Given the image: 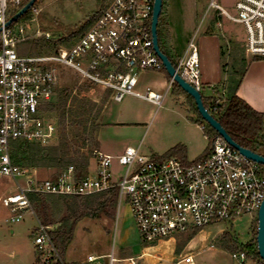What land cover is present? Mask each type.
Listing matches in <instances>:
<instances>
[{"label": "built area", "instance_id": "2783aa9c", "mask_svg": "<svg viewBox=\"0 0 264 264\" xmlns=\"http://www.w3.org/2000/svg\"><path fill=\"white\" fill-rule=\"evenodd\" d=\"M29 1L0 0V183H13L16 191L1 202L13 215L12 223H19L23 212L32 213L30 195L82 198L111 191L116 194L118 205L122 201L128 204L144 247L229 224L242 216L257 217L264 199V167L241 156L221 138L213 142L207 155L193 162L146 156L140 146L127 147L118 156L93 151L95 170L83 177L68 166L52 180H35L26 168L15 165L11 159L13 142L48 147L57 136V123L48 118L46 107L56 94L58 66L73 70L86 84L108 92L115 103L131 96L160 108L165 97L148 89L143 93L136 90L140 73L163 70L151 36L154 0H109L71 47L58 46L38 56H22L18 54L19 45L31 39L62 38L52 39L49 33L39 32L20 38L23 31H13L15 22L7 26L9 19ZM32 8L28 11L36 13ZM207 9L243 28L248 58L264 59V0H237L233 15L215 0L209 2ZM194 39L193 36L188 41L174 69L200 92V64ZM21 180L24 187L18 185ZM49 232V227L40 223L33 230V245L40 263L67 264L61 260ZM232 257L245 258L243 253ZM184 262L191 264V257ZM117 263L138 264V260L117 259L111 249L108 255L89 256L81 264Z\"/></svg>", "mask_w": 264, "mask_h": 264}, {"label": "rangeland", "instance_id": "374dc122", "mask_svg": "<svg viewBox=\"0 0 264 264\" xmlns=\"http://www.w3.org/2000/svg\"><path fill=\"white\" fill-rule=\"evenodd\" d=\"M108 1L38 0L34 4L36 13L33 14L29 11L27 15L21 17L12 25V29L16 34L19 29H22L23 33L19 36L20 38H30L39 32L40 34L49 33L52 39H56L79 28L91 15L104 8L108 4ZM210 1L163 0V9L157 27L161 36L162 34L168 36L167 32L171 35L173 39L171 50L174 53H179L180 48L185 46L187 33L197 30L194 44L201 63L200 70L205 69V71L213 73V66L210 65V62H215L216 59V63L218 62V65H220V50L224 48L225 42L219 36L222 30L220 28H216L207 36L202 34L207 22L204 19V13ZM236 1L215 0L218 5L232 15L234 14L233 8ZM219 21L223 28L228 27L232 29L237 36L240 34L244 35V30L240 25L232 24L224 18L219 19ZM41 38L43 37L41 36ZM33 42L34 40L31 39L28 43L19 45L18 54L22 56H38L43 54L38 51L39 49L37 50L39 53L35 52ZM205 42L207 45L203 46ZM218 45H220L219 48L216 47ZM162 48H165L164 44H162ZM215 49H218V54L217 58L214 57L213 59L212 52ZM230 67L228 65L227 70L231 69ZM241 68L242 66L237 68V71H241ZM58 71L59 80L53 102H56L60 91L67 90L71 95L66 105L67 108L73 106V98L87 99L96 104L101 103L104 97L103 91L86 84L69 68L58 66ZM218 80L216 89L221 93L223 88L222 79ZM205 88L201 86L200 94L203 96L206 95L207 89ZM216 95L217 93H213V97ZM179 102L178 104L174 103L171 97H168L162 108L148 118L146 126H117L114 125V122L119 112L121 113L125 110L145 111L150 109V106L135 98L127 97L120 103H115L108 99L100 116L94 122L95 125H100L98 141L106 149L110 147L120 148L121 146L136 147L138 143H141L142 154L146 156H150L153 153L161 154V152L169 148L168 138L173 132L181 131L183 133L180 130L183 125L180 118H197L195 114L189 111L188 106L185 104L184 96L180 98ZM103 112L104 118L101 116ZM56 116L57 114L52 112L48 115V118L55 122ZM101 123H104V125L101 126ZM178 125H180L179 128L177 127ZM203 125L205 128L208 126L204 121ZM80 129H78L79 133H81ZM65 131L69 140H71L73 136L69 134V130ZM186 131L193 141L191 146L193 150H201L202 147L208 146V141L204 138L205 136L200 126L199 128L191 126ZM61 135L59 128H57V136L48 147H58ZM75 139L76 144H74L72 151L74 152L79 149L80 155L85 157L90 156L94 148L83 144L82 136H77ZM195 158L187 156L189 162L196 160ZM94 166V163H92L91 172H94ZM25 168L28 174L33 176V179L42 181L52 180L58 173L63 171L61 170L63 168L56 166L50 168ZM78 175L82 176V173L79 171ZM115 176L118 178V173ZM18 185L24 187L25 183L21 180ZM15 193V185L13 183L7 181L0 183V264H41L39 255L36 254L33 245V230L38 226V223H41L44 216L52 223L49 227L50 231L54 230L58 222L64 217H71V220H73V198L44 195V203L39 201L31 204L32 213L25 211L22 213V219L19 223H12L10 219L13 215L9 212L8 208L2 205L1 201ZM43 208L45 209L44 213ZM78 213H80V210ZM255 226H257L256 215L242 216L229 224L211 226L206 232L209 235H215L219 231H225L230 233L239 245L252 244L253 242L256 244ZM182 237L185 236L182 235ZM143 247L140 244L128 204L122 201L118 205L116 197L113 207L108 208L106 213H102L98 219L83 218L77 223L72 241L66 250L64 262L68 264L73 260H85L88 256H106L110 253L111 249L114 250V256L117 259H123V257L128 256L137 259ZM102 261L107 263L106 259ZM220 261L232 263L233 259L231 260L226 256L213 258L210 257V254L205 253L195 259L197 264H213V262L221 264Z\"/></svg>", "mask_w": 264, "mask_h": 264}, {"label": "trees", "instance_id": "16d2710c", "mask_svg": "<svg viewBox=\"0 0 264 264\" xmlns=\"http://www.w3.org/2000/svg\"><path fill=\"white\" fill-rule=\"evenodd\" d=\"M103 9L91 15L79 28L62 36L58 41H46L41 37L33 39V49H35L36 53H46L54 51L58 46H63L64 48L71 47L90 28ZM157 37L161 52L168 57L173 67H175L172 57L165 48H162V44H166L167 36L166 34H162L161 36L158 32V27ZM230 68L227 71L226 93L219 96L218 99H205L201 96L203 105L207 112L220 124L237 145L264 157V116L251 109L236 96V91L245 75L246 66L245 64L242 65L241 71H234V68ZM162 71L165 72L164 69ZM168 79L169 81L171 80L169 77ZM171 88L174 96H184L185 104L188 106L189 111L197 116V118L189 117L188 120L202 128L203 134L208 141L207 149L202 155L203 157L209 153L213 142L219 137L210 126L204 127L203 120L194 106L193 99L185 94L175 83L171 84ZM70 96L67 90H62L59 92L56 102H52L46 107V111L49 114L52 112L57 114L55 120L62 134L60 145L58 147H40L35 144H26L19 141L13 142L11 159L15 165L30 169L56 166L63 168L61 170H64L68 166H73L75 170L80 171L82 174L87 170L93 152L88 157L80 155L79 149L73 152L74 144H76L75 138L82 136L83 144L93 147V151L97 150V133L100 125H95L94 122L98 119L108 101L109 93H104L100 104L93 103L87 99L73 98V106L67 108L66 105ZM78 129L81 130V133H79ZM65 130H69V134L73 136L71 140H69ZM185 154V147L177 145L162 155L161 158L177 157L184 160ZM115 198L116 194L114 191L89 197L73 198V220H71V217H64L58 222L57 227L49 232L62 261L65 259V253L72 241L77 223L83 218L98 219L102 213H106L108 208L113 207ZM29 201L31 204L39 201L44 203L42 195H30ZM79 210L80 213H78ZM44 212L45 209L43 208ZM40 224L44 227L52 225L46 216H44ZM254 233L256 236L257 226H255ZM217 246L230 254L243 253L245 259H255L262 262L257 254L255 242L239 245L236 239L228 232L222 234Z\"/></svg>", "mask_w": 264, "mask_h": 264}, {"label": "crops", "instance_id": "0c3cea01", "mask_svg": "<svg viewBox=\"0 0 264 264\" xmlns=\"http://www.w3.org/2000/svg\"><path fill=\"white\" fill-rule=\"evenodd\" d=\"M204 19H206L207 22L203 28L202 34L204 36H207L211 34L216 28H220L222 30L219 33V36L221 37V40H224L225 45L224 48L220 50L221 51V61L219 62L220 65H218V62L216 63V59L215 62H210V65L213 66V70H212L213 73L209 71H205V69L200 70L201 86L202 88L206 87L205 89H207L206 95L204 96L201 94L200 95L205 99H212V98L218 99L219 96L224 95L226 93V86H227L226 84H227L228 65L234 68V71H237V68L245 64L246 72L236 91V96L239 99H241L243 102H245L251 109L264 116V59L251 60L250 58H248L244 51L245 33L244 35L240 34L239 36H237L232 29L228 27L223 28L222 24H220L219 21V19H223V18L219 17L217 13H215L213 10H208L206 8L204 13ZM196 31H189L187 33L185 37L186 40L185 46H182L180 48L179 53H174L171 50V43L173 39L171 38L169 32H167L168 36L166 39L165 49L174 60V63H176L178 58L184 53L187 46L186 43H188V41L193 36L194 37L196 36ZM220 44L222 45V43ZM206 45L207 43L205 42L203 46ZM216 47L219 48L220 45ZM217 54H218V49H215L212 52L213 59L214 57L217 58ZM199 64L201 68L200 59H199ZM218 79L220 80L222 79L223 88L221 93L216 89L217 82H219ZM147 89L154 93L165 95L161 107L156 108L151 103L141 100L142 102L148 104V106H150V109H147L145 111L125 110L121 113L119 112L116 115V120L114 122L115 124L113 123L114 125L146 126V121L148 120V118H150L153 115V113H155L156 111L162 108L165 100L168 97H171L174 103L176 102L177 104L180 103L179 100L180 98H182V96L180 97L174 96V93L171 91L172 88L168 76L166 72H163L162 70L142 72L137 76L136 90L140 93H143ZM213 93H217V95L213 97ZM128 97L135 98L131 96ZM101 116L102 118H104V112ZM180 119L182 120V124H183L180 130H182L183 133L181 131L173 132L168 138L169 148L166 151L161 152V154H157V153L154 154L151 151L153 154H150V156L159 157L164 155L167 151L174 148L175 146L183 145L186 149V154L183 161L189 162L187 160L188 155L191 157H196L195 158L196 160L202 157L205 150L207 149V146L205 148L202 147L201 150H193L191 148L193 141L191 140V138L189 137L186 131L191 126H194V128L196 127L199 128V126L191 123L187 117L185 118L182 117ZM103 125L104 123H101V126ZM177 127L179 128L180 125H178ZM97 142H98V148L96 151H99L103 154H107L110 156H118L123 152L125 148L133 147V146H125V147L121 146L120 148L110 147L106 149L104 146H102L101 143H99L98 133H97ZM137 146L141 147V143H138ZM91 160L92 159H90V161ZM90 161L87 170L82 174L81 177L87 174H93V172H91V167L94 161L91 162ZM208 228L198 233L177 235L175 236L174 239L161 241L159 243L154 244V246L152 247H143L140 252L137 251L139 252V256L137 257L138 264H186L184 262V259L186 257H191L192 259L191 264H197V262H195V259L203 255L204 253L210 254V257L213 258H217V257L220 258L226 256L231 260L233 259L232 263H226L225 261L224 262L220 261L221 264H263L262 262H259L255 259H245V258L234 259L232 257V254L228 253L227 251L217 246L218 241L220 240L222 234L225 233V231H219L215 235H209L206 232ZM182 235L185 237H182ZM98 257H104V256H98ZM129 258L132 257L131 256L123 257V259L120 260H126ZM86 259L73 260L68 264H81L84 263ZM214 262L213 264H215Z\"/></svg>", "mask_w": 264, "mask_h": 264}, {"label": "water", "instance_id": "95a60500", "mask_svg": "<svg viewBox=\"0 0 264 264\" xmlns=\"http://www.w3.org/2000/svg\"><path fill=\"white\" fill-rule=\"evenodd\" d=\"M37 1L38 0H30L16 15L9 19V21L7 22V26L16 22L19 18L25 15ZM162 2L163 0H154V8L151 19V36L153 42V50L162 63L163 69L165 70L167 76L185 94L193 99L198 114L200 115L202 120L217 133L219 138L223 139L226 144L236 150L244 158L264 167V157L241 148L227 135L220 124L205 109L200 93L180 78V76L175 72L171 61L166 55L161 52L158 45L157 25L162 11ZM256 250L260 260L262 261V263H264V199L257 214Z\"/></svg>", "mask_w": 264, "mask_h": 264}]
</instances>
